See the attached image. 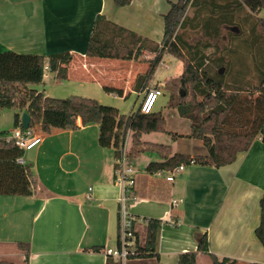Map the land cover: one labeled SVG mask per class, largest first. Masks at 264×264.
I'll return each instance as SVG.
<instances>
[{
	"label": "crops",
	"instance_id": "1",
	"mask_svg": "<svg viewBox=\"0 0 264 264\" xmlns=\"http://www.w3.org/2000/svg\"><path fill=\"white\" fill-rule=\"evenodd\" d=\"M177 1L132 0L120 7L113 0H0V53L44 55L48 66L51 55L70 52L73 58L67 66V79L59 80L56 72L46 70L43 82L34 86L48 96L77 95L114 107L120 105L115 103L118 99L134 97L141 103L152 87H160L161 96H171L184 71V62L176 56L165 53L152 77L147 78L149 63L145 60L154 58L152 53L126 60L89 57L86 49L98 14L138 36L161 43L164 15ZM104 86L118 88L122 93H109ZM57 87L64 95L53 93ZM14 111L11 127L0 124V133L19 128ZM23 113L20 112L21 122ZM77 126L53 127L50 132L36 126L25 131L27 135L41 136L42 140L22 155L33 176L30 193L0 194V262L120 263L106 253L107 248L121 244L122 188L116 181V150L114 146L100 145L99 124L84 125L78 117ZM176 129L180 127H166L168 139L152 138L163 132L144 133L142 141L168 145L172 154H207V148L198 139L197 151L192 146L187 148L183 139L190 131ZM174 133L181 136L174 137ZM132 135L129 131L126 137L128 149L132 147ZM155 153L157 157H152L143 171L135 167L136 185L126 204L135 218L139 243L147 235L144 218L161 220L155 253L146 258L131 256L127 264H142L146 259L154 264H176L180 254L197 250L204 234L211 252L221 260L264 264V245L256 233L262 221L260 201L264 196L263 140L257 138L231 164L186 166L172 182L147 172L150 162L163 160ZM131 163L134 165L135 160ZM171 220L177 223L174 225ZM22 242L29 244V251L20 247ZM197 264L214 262L201 251Z\"/></svg>",
	"mask_w": 264,
	"mask_h": 264
},
{
	"label": "trees",
	"instance_id": "2",
	"mask_svg": "<svg viewBox=\"0 0 264 264\" xmlns=\"http://www.w3.org/2000/svg\"><path fill=\"white\" fill-rule=\"evenodd\" d=\"M113 1L120 7L132 2V0ZM201 1L179 0L171 4L170 10L164 15V37L161 43L138 36L135 32L98 14L88 41L86 55L129 60L139 59L146 52L152 53L155 57L145 60L149 63L147 78L152 77L165 53L181 59L184 62V71L180 79V89L184 90V95L181 91L177 98L172 93L170 105L175 104L180 116L190 120L191 133L187 136L202 140L207 148V154L191 155L180 152L172 154L168 145L145 144L142 141L144 133L166 131L165 118L161 112L143 114L137 110L126 115L120 113L116 107L101 103L95 98L77 95L56 98L46 95L44 91H38L34 86L43 82L47 66L46 57L40 54L0 53V110L4 108L16 110L15 124L19 127H21L20 112H28L31 116L30 129L38 126L44 132H50L53 127L76 128L78 117L82 118L84 125L97 123L100 128V145L114 146L117 156L128 132L132 131L130 162L143 152L152 149L163 158L162 161H152L148 164L146 170L149 173L161 170L166 174L181 164L221 167L235 162L238 154L247 151L257 138L264 142V72L257 71L261 79L256 96L253 93L245 94V91L251 92L250 84H246V81L242 85L229 83L233 85L230 87L223 80L227 70L224 65L227 62L221 59L217 76H211L204 70V57H190L188 52H185L180 44L179 31L188 21L191 8L202 10L212 7V12L215 13L225 10L224 19L220 21L223 22L231 14L235 16L238 8L245 7L249 13L248 18L252 20L251 17L264 9V0H204L199 5ZM195 5L198 7H194ZM256 17L257 22L253 19L254 24L252 23L250 34L256 31L259 25L264 29V18ZM210 19L205 20L207 26L214 22ZM229 20L231 22L233 19L229 18ZM257 53L264 54V49ZM72 58L70 52L53 54L49 57L48 67L56 72L57 79H67V66ZM222 68L223 72H220ZM104 89L109 93H122L120 89L111 86H104ZM176 98L177 103L174 102ZM23 131L27 130L23 129ZM6 135L7 132L0 133V194L30 193L33 177L30 167L18 162L24 151L13 141L8 142ZM173 136L181 135L174 133ZM260 202L262 221L256 233L264 245V196ZM132 217L135 222L134 216ZM144 219L148 224L146 239L143 243H139L136 235V252L132 257L146 258L154 256L155 253L161 220ZM19 245L29 251L28 243L22 242ZM201 251L209 254L214 264H236L235 260L226 258L221 260L211 252L207 234L201 236L197 250L180 254L176 264H197V256ZM0 264L13 263L1 261ZM109 264L121 263L110 261Z\"/></svg>",
	"mask_w": 264,
	"mask_h": 264
},
{
	"label": "rangeland",
	"instance_id": "3",
	"mask_svg": "<svg viewBox=\"0 0 264 264\" xmlns=\"http://www.w3.org/2000/svg\"><path fill=\"white\" fill-rule=\"evenodd\" d=\"M203 1L204 0H202L199 5H201ZM194 7L197 8L198 6L195 5ZM224 11L225 10H221L219 13H215L212 12V7L203 8L202 10H196L195 8L189 9L188 21L179 31L180 44L184 47L185 52H188L187 54H189L190 57L195 56L196 58H205L204 70H206L211 76H217L219 65L222 63L221 59H223L225 63L227 62L224 65L227 69L223 77L225 83L242 85L246 81V84H250L251 92L245 91V94L250 95V93H253L255 94L254 96H256L257 88L260 86L261 79V76L257 71L264 72V54L257 53L259 50L264 49V29L259 25L256 31L252 34L250 33L254 20L257 22L256 16L264 18V9L256 16L251 17L252 20H250L247 16V14H249L247 9L245 7H240L236 10L235 16L231 14L230 17H226V20L220 22L224 19ZM208 18H211L210 20H213L214 22L209 23L207 26L206 21ZM229 18H232L233 20L230 22ZM229 86L233 87V85L230 84ZM236 87L243 88V86ZM60 90L62 89L57 87L53 93L56 95H64L62 92H59ZM181 91L180 83H178L175 89V96L177 98ZM52 97L67 98L70 96ZM177 98L174 101L175 103L178 101ZM198 98L201 99L200 97ZM170 100L171 97L169 94L161 96L155 105L154 111L164 114L165 129L166 127H180V129H176V131L186 132L188 130L190 131L188 133L189 135L191 133L190 120L180 117L175 104L172 106L170 105ZM115 103L120 104L119 106H115L120 113L128 115L131 112L133 113L138 110L140 100H136L132 97L127 100H115ZM14 113L15 111L13 109H1V127H11ZM158 132L163 133H157V135H153L152 138L168 139V133H165L164 131ZM190 139L191 137L185 136L183 141L187 142V148L192 146V150L197 151L198 142H200L198 140L200 139L197 140L193 138L195 139L194 142H191ZM129 145L130 143L128 139L126 140V147ZM157 155L158 154H156L155 151H145L135 159L134 165L138 170L143 171L146 163L153 160L152 157H157ZM141 237L143 238V233L141 234ZM141 263L154 264V261L146 259Z\"/></svg>",
	"mask_w": 264,
	"mask_h": 264
},
{
	"label": "built area",
	"instance_id": "4",
	"mask_svg": "<svg viewBox=\"0 0 264 264\" xmlns=\"http://www.w3.org/2000/svg\"><path fill=\"white\" fill-rule=\"evenodd\" d=\"M50 70L48 66L45 67V71ZM163 94L160 87H152L148 89L139 104L138 110L143 114H150L154 110L159 96ZM7 141H13L23 151L30 150L41 143L42 137L37 135H27L21 127L13 130L6 135ZM18 162L24 164L22 156L18 158ZM186 165L181 164L165 174L164 171L156 172L158 175L164 176L168 181H174L177 174L183 171ZM116 181L122 188V208H121V244L114 248H107V255L114 257L121 264H127L128 259L136 252L135 242L136 234L134 230V222L132 215L127 210V201L129 199V193L136 185L137 170L135 166L129 160V149L124 142L119 148V155L117 156L116 166ZM173 204L176 205L177 201L173 200ZM172 224H176L175 221H170Z\"/></svg>",
	"mask_w": 264,
	"mask_h": 264
},
{
	"label": "water",
	"instance_id": "5",
	"mask_svg": "<svg viewBox=\"0 0 264 264\" xmlns=\"http://www.w3.org/2000/svg\"><path fill=\"white\" fill-rule=\"evenodd\" d=\"M220 72H223V68L221 69ZM182 95H184V92L182 91ZM22 127L24 130H28L30 128V124H31V116L25 112L22 114Z\"/></svg>",
	"mask_w": 264,
	"mask_h": 264
}]
</instances>
